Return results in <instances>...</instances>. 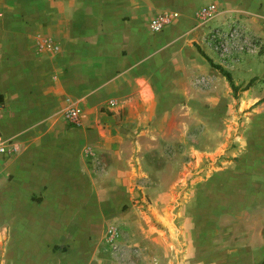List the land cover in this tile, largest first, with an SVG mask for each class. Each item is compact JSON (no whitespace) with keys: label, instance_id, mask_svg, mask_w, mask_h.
<instances>
[{"label":"crops","instance_id":"0c3cea01","mask_svg":"<svg viewBox=\"0 0 264 264\" xmlns=\"http://www.w3.org/2000/svg\"><path fill=\"white\" fill-rule=\"evenodd\" d=\"M232 17L264 48V0H0V264L35 233L37 264H264V89L206 40Z\"/></svg>","mask_w":264,"mask_h":264},{"label":"rangeland","instance_id":"374dc122","mask_svg":"<svg viewBox=\"0 0 264 264\" xmlns=\"http://www.w3.org/2000/svg\"><path fill=\"white\" fill-rule=\"evenodd\" d=\"M235 17H232L230 20H226L224 23H221L218 27L226 28L227 24L230 23V21L234 20ZM238 25L240 26V31L236 34L232 33L229 34L226 30L223 34L224 38L222 37L221 41L223 44V47L225 49L224 54L221 55L220 51H216L218 56L223 60L227 57L230 58L231 65H236L241 63L240 65H247L250 68V73L254 75L253 79H251L248 83H245L247 86H252L256 93L262 92L264 89V85H262L261 79L264 76V48L259 42V38L256 37L254 34H252L243 23H241L238 19H235ZM157 33V32H153ZM213 47V46H212ZM238 66L237 68H233V70H238V74L242 73L244 69L239 70ZM232 70V71H233ZM238 93L236 96H233L234 100L236 101V107L237 109L240 108V91H241V84H238ZM225 123L227 121L225 120ZM236 123V130L232 132L234 134L237 133L240 128L243 126V120H242V112H237V120H235ZM228 124V123H227ZM231 134V135H232ZM221 139L229 138L228 136L220 135ZM232 140V138H231ZM207 149V148H204ZM16 243V242H15ZM23 246V248H22ZM38 240L36 237V233L34 235H30L29 238L25 239L24 244L16 243L13 245V247H17L19 251V256L22 257L29 256L28 264H37V258H38ZM25 261H20V259H15V264H23Z\"/></svg>","mask_w":264,"mask_h":264},{"label":"built area","instance_id":"2783aa9c","mask_svg":"<svg viewBox=\"0 0 264 264\" xmlns=\"http://www.w3.org/2000/svg\"><path fill=\"white\" fill-rule=\"evenodd\" d=\"M215 15V6L212 3H207L204 5H201L196 11H195V18L199 23H204L211 19ZM169 16L163 13H159L153 18L150 19L148 23V27L151 31L157 32L160 31L167 23H169ZM240 29V26L236 22V20L230 21V23L227 24L226 28H220V27H213L207 30L206 32V40L213 46L214 50L220 51V54H224V47L222 44V37L224 38L223 34L226 30L229 32V34H236L238 30ZM240 31V30H239ZM77 113L78 111L75 108L68 109L64 117L75 123L77 119ZM14 147L12 145V142L10 139L3 138L0 135V156H5L9 154L10 152H13Z\"/></svg>","mask_w":264,"mask_h":264},{"label":"trees","instance_id":"16d2710c","mask_svg":"<svg viewBox=\"0 0 264 264\" xmlns=\"http://www.w3.org/2000/svg\"><path fill=\"white\" fill-rule=\"evenodd\" d=\"M196 48H197V51L206 59V61L209 63V65L211 67L215 68L225 78V80L227 81L232 93L235 94L238 90V86L234 85L230 74L226 70H224L221 66H219L218 64L213 63L211 61V59H209L197 46H196Z\"/></svg>","mask_w":264,"mask_h":264}]
</instances>
